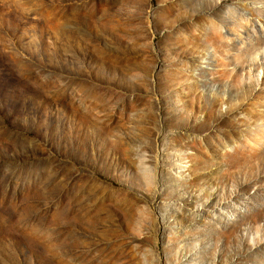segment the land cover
Here are the masks:
<instances>
[{
  "label": "rangeland",
  "instance_id": "374dc122",
  "mask_svg": "<svg viewBox=\"0 0 264 264\" xmlns=\"http://www.w3.org/2000/svg\"><path fill=\"white\" fill-rule=\"evenodd\" d=\"M0 264H264V0H0Z\"/></svg>",
  "mask_w": 264,
  "mask_h": 264
}]
</instances>
